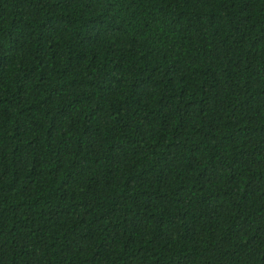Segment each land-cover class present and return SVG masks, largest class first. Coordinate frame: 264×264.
<instances>
[{
	"label": "trees",
	"instance_id": "obj_1",
	"mask_svg": "<svg viewBox=\"0 0 264 264\" xmlns=\"http://www.w3.org/2000/svg\"><path fill=\"white\" fill-rule=\"evenodd\" d=\"M0 264H264V0H0Z\"/></svg>",
	"mask_w": 264,
	"mask_h": 264
}]
</instances>
